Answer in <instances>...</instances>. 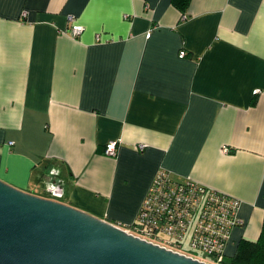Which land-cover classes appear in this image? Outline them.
I'll use <instances>...</instances> for the list:
<instances>
[{"label": "crops", "instance_id": "1", "mask_svg": "<svg viewBox=\"0 0 264 264\" xmlns=\"http://www.w3.org/2000/svg\"><path fill=\"white\" fill-rule=\"evenodd\" d=\"M159 168L259 236L264 0H0V178L127 225Z\"/></svg>", "mask_w": 264, "mask_h": 264}, {"label": "water", "instance_id": "2", "mask_svg": "<svg viewBox=\"0 0 264 264\" xmlns=\"http://www.w3.org/2000/svg\"><path fill=\"white\" fill-rule=\"evenodd\" d=\"M0 264H210L0 178Z\"/></svg>", "mask_w": 264, "mask_h": 264}, {"label": "built area", "instance_id": "3", "mask_svg": "<svg viewBox=\"0 0 264 264\" xmlns=\"http://www.w3.org/2000/svg\"><path fill=\"white\" fill-rule=\"evenodd\" d=\"M68 18L72 21L73 16ZM80 23L72 21L70 31L77 35ZM184 50L179 55L183 56ZM117 141L108 140L106 154H115ZM239 199L205 186L191 178L176 180L159 168L143 196L134 220L121 225L126 231L172 250L223 264L225 247L234 226L242 224Z\"/></svg>", "mask_w": 264, "mask_h": 264}, {"label": "trees", "instance_id": "4", "mask_svg": "<svg viewBox=\"0 0 264 264\" xmlns=\"http://www.w3.org/2000/svg\"><path fill=\"white\" fill-rule=\"evenodd\" d=\"M173 3L184 11L189 0H172ZM226 251V247H225ZM223 264H264V219L259 236L255 240L242 238L238 241L232 254H226Z\"/></svg>", "mask_w": 264, "mask_h": 264}]
</instances>
